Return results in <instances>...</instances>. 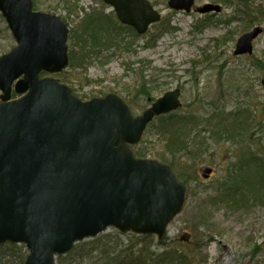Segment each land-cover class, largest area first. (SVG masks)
Listing matches in <instances>:
<instances>
[{"label": "water", "instance_id": "water-1", "mask_svg": "<svg viewBox=\"0 0 264 264\" xmlns=\"http://www.w3.org/2000/svg\"><path fill=\"white\" fill-rule=\"evenodd\" d=\"M102 1L140 35L160 20L148 0ZM193 3L169 0L168 7L189 13ZM211 11L220 8L198 9ZM0 14L17 43L0 57V244L25 245V264H54V256L107 228L161 238L185 188L167 166L135 159L129 146L155 116L179 106V91L137 117L115 94L81 102L57 80L38 78L66 68V26L34 12L31 0H0ZM262 31L244 34L234 55H251ZM22 75L15 90L28 93L7 102Z\"/></svg>", "mask_w": 264, "mask_h": 264}, {"label": "rangeland", "instance_id": "rangeland-1", "mask_svg": "<svg viewBox=\"0 0 264 264\" xmlns=\"http://www.w3.org/2000/svg\"><path fill=\"white\" fill-rule=\"evenodd\" d=\"M150 1L161 14V20L145 35L131 39L126 37L128 32L120 27L112 10L100 0H35V9L59 16L70 29L80 25L85 15L101 13L114 20L115 31L121 29L117 31L121 45L130 43L128 51L123 47L105 48L99 56L85 58V63L77 62V67L61 73V80L82 101L109 93L131 101L141 83L153 82L147 86L152 92L150 98L134 101L135 114L149 107V99H157L176 88L181 91V110L190 103L189 110L198 114L193 137L198 136L195 144L199 141L204 152L194 162L176 157L194 180L185 185L184 206L167 228L168 240L190 234L189 242L181 243L179 248L194 255L195 264H264L263 194L257 199H248L240 192L229 196L222 193V185L235 172L231 166L236 165L241 149L249 154L241 155L243 169L236 172V183L248 182L251 187L257 178L264 184V171L255 159L264 160V74L257 65V60L264 57V32L254 42L253 55H233L236 40L243 33L254 26L263 27L264 0H247V3L195 0L189 14L170 10L168 0ZM206 4L220 6L219 14L196 13V8ZM1 21L0 52L5 53L15 43ZM198 21L206 23L201 30L194 28ZM243 110L253 114L248 118L247 128L220 141L210 137L219 120L217 115L248 116V113L242 114ZM159 123L155 121L147 128L141 146L148 152L146 158L168 164L172 159L167 155L169 158H162L165 141ZM205 168L213 170L205 174L208 179L202 176ZM240 198L249 201L244 206Z\"/></svg>", "mask_w": 264, "mask_h": 264}, {"label": "trees", "instance_id": "trees-1", "mask_svg": "<svg viewBox=\"0 0 264 264\" xmlns=\"http://www.w3.org/2000/svg\"><path fill=\"white\" fill-rule=\"evenodd\" d=\"M243 2L247 3V0H243ZM33 8H36L35 4ZM113 21L112 18L110 19L101 13L94 12L88 15L86 19L82 20L80 25L77 24L71 30L69 36L71 67H77L78 64H81V61L85 63L84 59L92 55L98 56L102 49L114 47V50H117L122 47V40L119 38L120 33L117 32L121 31V29H116L115 31L113 29L114 27H112ZM201 23V21H198L195 28L200 27L202 25ZM82 24L85 25L84 30L88 33L91 32L90 36L82 34ZM123 29L128 32V36L131 35L132 38H137L130 28ZM4 30L8 32L5 26ZM112 31L114 33H112ZM127 49H130V47H127ZM257 65L260 70H263L260 60H257ZM147 84L144 82L137 87L134 94L135 99L133 98L129 101L131 107L137 108L135 102L138 96L148 98L152 95ZM245 113L252 114L250 111L243 110L242 114ZM239 116V114H236L230 116L228 119H226L227 117L225 116L218 118L219 120L214 128L212 126L213 129L210 131V137L212 136V138H215V141H220V139L236 136L247 127L246 124L248 123L246 116ZM198 120V114L190 110L182 115L172 113L157 119V121L160 122L158 125L159 129L164 132V134H162V139L164 138L165 145L161 154L162 158L167 156L171 157L170 166L174 171L178 172L179 178L182 179L183 184L191 181L192 178L189 174H186L187 172L179 161H185V158L194 162L197 156L201 155L203 149L200 148L199 141L195 144L198 136L190 137L192 130H194V125L198 123ZM131 149L140 158H144L148 154L147 150L143 147L134 146ZM177 156L182 157V159L177 160ZM255 159L264 165V160ZM241 165L242 159L240 158L236 166L232 167H235V171H239L243 169ZM250 184L251 183L248 182H241L231 186L225 183L222 185V193L229 196L233 194L232 192L245 193V190H247L246 193H252L254 195H252L253 199H257L261 194H263L261 198H264V184L257 178L253 182L254 186L250 187ZM244 185L248 186V189H244ZM240 200H242V198H240ZM202 216L205 217V213L202 214ZM123 241L125 243H123ZM181 246L182 245L179 243L177 244L176 241L169 242L165 237L158 241L155 237L150 235H122L117 231H113L110 234H102L95 239L75 244L67 255L58 258L57 264H195L194 262L196 261L194 256L185 253L179 248ZM26 256L27 251L24 246H17L10 243L0 246V264H24Z\"/></svg>", "mask_w": 264, "mask_h": 264}, {"label": "bare ground", "instance_id": "bare-ground-1", "mask_svg": "<svg viewBox=\"0 0 264 264\" xmlns=\"http://www.w3.org/2000/svg\"><path fill=\"white\" fill-rule=\"evenodd\" d=\"M31 2L32 3H35V0H31ZM100 3H102L104 6H106V7H108V8H111V6L110 5H107L106 3H104L102 0H100ZM206 5H211V4H206ZM206 5H204V6H206ZM204 6H202V7H200L199 9H202ZM212 6H218V5H212ZM219 8H220V6H218ZM35 12H37V13H41V14H46V15H50V16H52V17H55V18H58L65 26H66V28H67V39H66V43H65V45H66V48H67V52H66V56H67V66H66V68H64V69H62L60 72H55V73H49V72H46V71H41L40 73H39V75H38V78L40 79V80H42V79H45V78H51V79H54V80H57L58 81V83L60 84V85H63V86H66L70 91H71V94L75 97V98H77L79 101H81L82 102V100L81 99H79L75 94H74V91L70 88V87H68L67 85H66V83L64 82V81H62L61 80V78L59 77L60 75H62L61 73H63L64 71H66L68 68H72L71 67V65H70V55H69V52H70V41H69V36H70V33H71V30L73 29H70L69 27H68V25H67V23H65L59 16H56V15H52V14H50V13H45V12H40V11H38V10H36ZM209 13H216V14H219V12H215V11H211V12H207V13H200V12H198V14H200V15H206V14H209ZM0 17H1V20L3 21L2 23H5V27L7 28V30L9 31V33L11 34V31H10V29L8 28V25H7V23H6V21H5V19L1 16V14H0ZM88 17V15H85L83 18H82V20H84V19H86ZM81 23V22H80ZM118 23H119V25H120V27H123V28H126L127 26L126 25H123L122 23H120L119 21H118ZM197 23V22H196ZM79 24V23H78ZM202 25L200 26V28L198 29V30H201L202 28H204V25H206V23L205 22H202L201 23ZM77 25V24H76ZM84 24H82L81 25V31H82V34H84L85 36H90V34H91V32L90 33H88L86 30H84ZM195 26H196V24L194 25V28H195ZM255 27H258V26H254L253 28H251L249 31H247V32H245V33H243L240 37H239V39L244 35V34H246V33H248V32H250V31H252ZM133 30V32H134V34L137 36V38H140V36H143V34L142 35H140V34H138L137 32H136V30H134V29H132ZM8 33V32H7ZM112 33H114L113 31H112ZM11 37H12V39H13V41H14V43H15V46L14 47H16L17 46V43H16V41L14 40V38H13V36H12V34H11ZM126 37L127 38H129V39H131L132 37H131V35L130 36H128V35H126ZM98 39H99V37H98ZM239 39H237L236 40V43H235V47L234 48H236V45H237V42H238V40ZM13 47V48H14ZM122 47H123V49H125V51H128V50H130V49H127V47H130L129 46V44L128 45H126V44H123L122 45ZM13 48H11L10 50H12ZM121 48V47H120ZM102 52V50L100 51V53ZM9 52H5V53H0V57L1 56H4V55H6V54H8ZM98 56H99V54H98ZM23 79V75L22 76H20L19 78H17L16 80H14L13 81V83L11 84V88H10V97H9V100L7 101V102H12V101H16V100H19L20 98H22V97H24L27 93H28V91H29V88H27V90L25 91V92H23V93H17L16 92V90H15V85L17 84V82L18 81H20V80H22ZM146 84H147V86H149L150 85V83L151 84H153V82H145ZM177 89H174V90H171V91H167V92H165L161 97H159V98H157V99H149L148 100V102L150 101V103L148 104L147 102V104L149 105V107L148 108H146V109H143V110H140V113L139 114H135V111H134V109L136 110L137 108H133V107H131V105L129 104V101H128V99L127 98H123V97H121L120 95H118V94H116V93H109V94H107V95H110V94H115V95H117V96H119L128 106H129V108L131 109V111H132V113H133V116L134 117H137V116H140L144 111H146L147 109H149V108H151V106L153 105V104H155L159 99H161V98H163L167 93H171V92H174V91H176ZM177 91H179V90H177ZM4 94H3V92H2V90H0V98L3 96ZM107 95H105V96H103V97H97V98H105ZM140 98V96H138L137 97V99H139ZM142 99H145V97H141ZM147 98V97H146ZM148 98H150V97H148ZM178 101H179V106L176 108V109H174V110H170V111H168V112H166V113H163V114H160V115H158V116H155L153 119H152V121L149 123V124H147L146 125V127H145V129H144V131H143V133H142V135H141V138H140V140H139V142L138 143H136L135 144V146H139V147H142L141 145H142V137H143V134L145 133V131L147 130V128L148 127H150L151 125H153V123L155 122V121H157V119L158 118H160V117H163V116H167V115H169V114H172V113H178V114H183V113H185L186 111L188 112L189 111V107H191V105H190V103H188V105H187V108H185V110L184 111H182L181 109V107H182V102H181V91H179V96H178ZM0 103H4V101H2L1 99H0ZM232 115H234V113L232 114V113H229V114H226V116L225 117H227L226 119H228L230 116H232ZM250 115L251 114H248V116H246V119H247V122L249 123L250 122V119H248V118H250ZM253 115V114H252ZM217 117L218 118H220L221 116H219V115H217ZM224 117V116H223ZM225 119V118H224ZM225 119V120H226ZM224 120V121H225ZM245 128H247V127H245ZM193 130H192V133H191V135H190V137H193ZM163 140H164V138H163ZM165 141V140H164ZM202 152H204V150L202 149ZM244 152H245V150L244 149H241V151H240V154H239V156L240 157H238V161H239V159L241 158V155H244ZM132 155H133V157L135 158V159H138V160H149V161H155V162H157V163H159V164H161V165H164V166H167L168 168H169V170L172 172V174L175 176V171H174V169L170 166V162L167 164V163H165V161H162V160H160V159H158V160H155V159H149V158H146V157H144V158H140V157H138L134 152H132ZM168 158V157H167ZM237 161V162H238ZM258 163V165H259V168H260V170H262V171H264V165L263 164H261V163H259V162H257ZM237 164V163H236ZM236 166V165H235ZM232 167V166H231ZM205 170H210V168H205L204 170H203V172H202V176H203V178L204 179H208V176H206L205 174H207L206 172H205ZM236 172H238V170H236L235 171V173L233 174V175H230L229 177H228V179H227V182H228V184L229 185H231V186H233V185H236L237 183H236V178L234 177L235 175H236ZM251 177H254L253 175H250ZM209 178H210V176H209ZM184 188H185V197H186V187H185V185L186 184H183V183H180ZM244 189H248V186H246V185H244ZM247 192V190H245V193H242V194H246V196L247 197H249L248 199H250V198H252L253 196V194L252 193H246ZM233 194H239V192H237V193H235V192H232ZM231 195V194H230ZM185 197H184V201H183V204H182V207H181V210H180V212L182 211V209H183V206H184V202H185ZM248 199H244V198H242V203H244L243 205L245 206L246 205V203L249 201ZM253 199V198H252ZM176 217V216H175ZM174 217V218H175ZM174 218L166 225V227H165V230H164V233H163V235H162V237L161 238H158V236H156L155 237V239L156 240H162L164 237L166 238V231H167V228H168V226H169V224L174 220ZM113 231H117L118 233H120V234H122V235H127L128 233H121V232H119L117 229H114V228H107L106 230H104V232L102 233V234H110L111 232H113ZM108 232V233H107ZM101 234V235H102ZM138 235H141V236H145V235H149V234H138ZM185 235H187L188 236V238H187V240L186 241H183L182 240V238L185 236ZM98 236H100V235H98ZM98 236H96V237H93V238H86V239H84V240H82V241H79V242H76L75 244H78V243H80V242H84V241H87V240H92V239H95V238H97ZM189 238H190V234H187V233H183L182 234V236H180V238L178 239V240H175L176 241V243L178 244H180V245H182L181 243H187V242H189ZM19 246H24V248H25V250H27L26 249V247H25V245H23V244H20ZM71 250H69L67 253H65V254H63V255H60V256H54V258H53V263L54 264H57V260H58V258L59 257H62V256H65V255H67L69 252H70ZM192 256H194V255H192Z\"/></svg>", "mask_w": 264, "mask_h": 264}]
</instances>
